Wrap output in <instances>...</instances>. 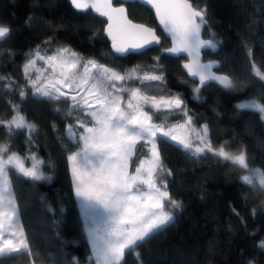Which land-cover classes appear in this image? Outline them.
<instances>
[{
    "label": "trees",
    "instance_id": "trees-1",
    "mask_svg": "<svg viewBox=\"0 0 264 264\" xmlns=\"http://www.w3.org/2000/svg\"><path fill=\"white\" fill-rule=\"evenodd\" d=\"M192 3L207 7L208 25L202 36L209 39L214 33L221 42L215 53L204 51L203 59L219 61L217 71L232 76L236 89L226 90L209 83L194 92L196 83L179 66L183 58L164 53L166 38L156 28L151 11L137 2L124 3L129 18L154 27L161 43L142 53L119 57L109 50L102 32L103 20L90 10L78 12L67 0H0V25L11 29L9 36L0 40V77L5 78L0 80V120H11L15 115L12 106L21 105L28 121L38 128L27 136V128L0 125V145H8L9 152L25 158H40L44 161L41 170L49 177L33 181L11 172L21 221L33 256L38 259L2 258L0 264H94L89 260V244L67 159L76 149L65 139V129L68 124L75 125L77 113L74 110V115L68 116L71 99L52 101L33 96L24 65L38 45L41 55L48 56L56 48L67 46L84 59L95 58L119 72L129 66H141L143 73L158 64L165 79L159 85L153 82L147 95L179 96L193 117V124L209 126L214 146L229 141L231 146L226 150L231 153L245 146L250 167L264 168V122L258 112L234 106L244 98L264 103V82L254 76L247 55L248 48H252L253 58L264 72V0ZM242 38L247 40L246 45ZM156 57H160L159 61ZM37 75L33 70L31 79ZM9 83L11 89L3 87ZM133 84L140 87L139 81ZM21 89L26 92L23 99L19 96ZM57 107L59 112L55 111ZM184 117L182 112L167 117V127ZM165 120V115H160L153 122ZM158 147L165 169L172 172L166 177L167 190L182 206L171 209L173 222L142 247L126 254L123 264H264V248L259 247L264 241V194L257 197L243 186L242 170L230 161L223 162L211 153L197 158L171 142L158 141ZM145 155L140 144L130 166ZM29 161L26 159L25 163ZM135 252L140 253L139 260Z\"/></svg>",
    "mask_w": 264,
    "mask_h": 264
},
{
    "label": "snow or ice",
    "instance_id": "snow-or-ice-1",
    "mask_svg": "<svg viewBox=\"0 0 264 264\" xmlns=\"http://www.w3.org/2000/svg\"><path fill=\"white\" fill-rule=\"evenodd\" d=\"M120 2V7H114L113 0H70L78 12L87 13L92 9L100 17L107 18L108 24L104 31L111 39L115 53L122 56L142 53L150 46L159 44L160 36L153 28L133 23L128 18V10L123 4L133 0ZM138 2L155 11L164 33L171 37L173 46L164 51L177 57L187 53L190 60L183 67L188 76L199 79L194 92L198 93L209 82H215L226 90L236 89L232 76L218 75L213 70L214 67L218 70L219 61L201 62V50H216L221 43L215 39L214 33L209 39L202 38L208 25L206 6L201 8L194 5L192 0ZM10 33L9 27L0 25V40ZM243 42L247 44L246 39ZM34 51V58L24 65V74L33 89V96L52 101L63 99L67 102L71 99L68 116H72L73 110L77 113L75 125L68 124L65 129V139L76 149L67 159L74 197L91 246L89 260H94V264H123L126 254L142 247L173 222L174 213L171 209L181 208V202L173 199L167 190L166 177L171 176L172 172L165 169L158 141L171 142L197 158L211 153L223 162L230 161L246 173L240 176L243 186L257 197L264 194V168L250 167L245 146H241L236 153L226 150L231 146L229 141L214 146L207 124L199 130L191 127L193 117L188 114L179 96L157 97L146 94L153 82L159 85L165 79L158 64L143 71V75L139 74L141 66L122 74L95 58L84 59L67 46L57 49L51 56L41 55L40 45ZM247 55L254 76L264 81V72L256 64L252 48H248ZM159 59L156 57L157 61ZM38 61L46 65L43 71L36 69ZM111 63L114 64L115 60ZM49 69L51 75H44ZM33 70L40 72L35 79H31ZM158 71L160 74H157ZM4 79L0 77V80ZM136 81L140 82V87L126 86ZM12 83L3 87L11 89ZM19 96L23 99L26 92L21 89ZM12 107L15 115L9 121L0 120V125L9 129L13 126L16 129L27 128L29 134L38 131L37 126L28 121L27 114L20 110L21 105ZM236 107L254 110L264 120V103L256 99H248ZM55 111L59 112V107ZM180 112L187 119L177 127L186 131L178 135L177 127H167V117ZM160 115H165L166 120L160 124L154 123V117L159 118ZM142 143L150 145L147 154L135 171L129 172L130 162ZM9 150L8 145H0V259L28 257L35 261L38 257L33 256L32 244L25 233L10 175L15 171L33 181L49 177L40 169L43 160L37 159L35 155L25 158L15 152L5 160L3 157ZM26 159L33 161L31 167L25 166ZM259 247L264 248V241L260 242ZM134 255L140 259L139 252ZM249 264L253 262L249 261Z\"/></svg>",
    "mask_w": 264,
    "mask_h": 264
},
{
    "label": "water",
    "instance_id": "water-1",
    "mask_svg": "<svg viewBox=\"0 0 264 264\" xmlns=\"http://www.w3.org/2000/svg\"><path fill=\"white\" fill-rule=\"evenodd\" d=\"M67 1H68V3L70 4V6L73 8V6H72L71 3H70V0H67ZM133 2H137V3H139L138 0H133ZM139 4H140V3H139ZM113 6H114V7H120V6H121V2H120V0H113ZM123 6L125 7L124 4H123ZM143 6H145L146 8H148V9L151 11V13H152V15H153V18H154V22H155V24H156V28L159 30V32L161 33V35H162L164 38H166V40H167V42H168L166 48H170V47H172V46H173L172 39H171L170 36H168L166 33H164L162 27H161L160 24H159L158 19L156 18L155 11H154L153 9H151L150 6H147V5H143ZM125 8H126V7H125ZM73 9H74V8H73ZM74 10H75V9H74ZM89 10L91 11L92 14H94L95 16H97L98 18H100V19L103 20L102 32H103L104 36L106 37V39H107V41H108V47H109L110 52H111L112 54L116 55V56L122 57V55H120V54L114 52V50L112 49V41H111V39L107 36V34L105 33V31H104L105 27H106L107 24H108V20H107V18H106V17H100V16H99L97 13H95L94 10H92V9H89ZM76 11H77V10H76ZM128 18H129V17H128ZM129 19L132 20L131 18H129ZM132 22H133V23H136V24H144V23H141V22H138V21H134V20H132ZM145 25H146V24H145ZM146 26H148V25H146ZM148 27L153 28V29L156 31V29H155L154 27H152V26H148ZM156 33H157V32H156ZM157 35L159 36V34H157ZM202 38H203V39H208V38H205V37H203V36H202ZM160 41H161V37H160ZM160 43H161V42H160ZM160 43H159V44H160ZM159 44H154V45L150 46L149 48H151V47H155V46H158ZM166 48H165V49H166ZM147 49H148V48H147ZM217 49H218V48H217ZM217 49H216V50H209V49H203V50H201V52H200V59H201V62H203V63H208L209 61H216L215 59H206V60H204V59H203V55H202V53H203L204 51H208V52H210V53H215V52L217 51ZM145 50H146V49H145ZM143 51H144V50H143ZM164 53H165L166 55H168V56L177 57V56H175V55H173V54H169V53H167V52H165V51H164ZM129 54H137V53H129ZM126 55H127V54H126ZM123 56H124V55H123ZM178 57H182V58H183V59L181 60V62L179 63V66H180L181 71L185 74V76H186L189 80L194 81V82L196 83V85L198 86V85H199V79H198L197 77H190V76H188V74H187V70L184 69V67H183V65H184L185 63H188L189 60H190V58L188 57L187 53H182V54H180ZM213 70H214V71H217V68L214 67ZM217 74H218V75H225V74H223V73H221V72H218V71H217ZM209 83H212V84H214V85H216V86L222 88L221 86H219V85L216 84L215 82H209ZM209 83H208V84H209ZM201 88H202V87H201Z\"/></svg>",
    "mask_w": 264,
    "mask_h": 264
},
{
    "label": "rangeland",
    "instance_id": "rangeland-1",
    "mask_svg": "<svg viewBox=\"0 0 264 264\" xmlns=\"http://www.w3.org/2000/svg\"><path fill=\"white\" fill-rule=\"evenodd\" d=\"M61 47H65V46H61ZM61 47L56 48V49H55L51 54H49L48 56L53 55V54L57 51V49H59V48H61ZM34 56H35V54H33L32 57H31L30 59H33ZM27 63H28V62H27ZM36 66H38V69H40L41 71H43V70L46 68V65L44 64L43 61H38ZM134 67H135V66H129L128 68L125 69L124 72H121V73H122V74L127 73L129 70L133 69ZM37 74L40 75V72L37 71ZM139 74H140V75H143V73H139ZM44 75H51V70L49 69V70L45 71V72H44ZM261 81H262V80H261ZM263 82H264V81H263ZM126 86L129 87V88H133V87H135L133 83H129V84H127ZM63 90H64V91H68V89H63ZM126 99H127V96H125V100H126ZM248 99H255V98H244V99H240V100H238V101H236V102L234 103V106H236L237 104H239V103H241V102H243V101H246V100H248ZM256 100H257V99H256ZM70 106H72V101H70ZM145 110H147V108H146ZM75 112H76V111H75ZM75 112H74V110H73V115H74ZM258 114H259V113H258ZM259 116H260V115H259ZM186 119H187V117H184L183 121H181V122H179V123H176V124H174V125H172V126H169L168 128L177 127V126L183 124L184 121H185ZM75 121H76V120H75ZM75 121H74V122H75ZM263 122H264V120H263ZM75 123H76V122H75ZM156 124H160V123H156ZM202 125H204V124H200V125H198V126L192 124L191 127L194 128V129L199 130V129H201V126H202ZM89 126H90V125H89ZM184 131H186V130H185V129H180V128L177 127V134H178V135L183 134ZM28 134H29V133L26 131V135H27V136H28ZM193 139H195V135H193ZM141 146H142V148L146 151V154H147V151H148V148L150 147V145H149V146H145V145L142 143ZM11 153H13V152H8V153H6V154L4 155L3 158L6 160L7 157H8V155H10ZM15 153H17V152H15ZM18 154H19V153H18ZM19 155H20V154H19ZM144 158H145V156L139 158L138 161H137L135 164H132L133 166L131 165L132 167L129 166V172H134V171H135V167H136L137 165H139L140 160H141V159H144ZM37 159H38V158H37ZM39 159H40V158H39ZM40 160H41V159H40ZM32 163H33V161L30 159V161H29L28 163H25V166H26V167H31V166H32ZM254 167H256V166H254ZM40 169H41V166H40ZM41 171H42V170H41ZM69 172H70L71 185H72V175H71L70 165H69ZM244 174H246V173L242 170V175H244ZM72 189H73V186H72ZM73 194H74V190H73ZM83 227H84V230H85V233H86V236H87V240H88L87 230H86V227H85L84 221H83ZM88 244H89V240H88ZM89 249H90V255H91V246H90V244H89ZM93 262H94V260H93Z\"/></svg>",
    "mask_w": 264,
    "mask_h": 264
}]
</instances>
